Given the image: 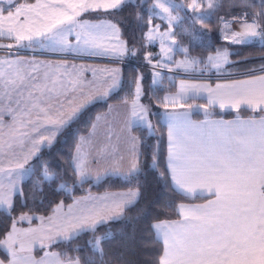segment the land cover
Here are the masks:
<instances>
[{
    "label": "snow or ice",
    "instance_id": "1",
    "mask_svg": "<svg viewBox=\"0 0 264 264\" xmlns=\"http://www.w3.org/2000/svg\"><path fill=\"white\" fill-rule=\"evenodd\" d=\"M147 0H47L36 3H19V0H8V7H0V38L7 37L16 41V47L29 49L46 48L53 58L66 60L70 56L80 57H123L126 53L136 56L144 47L141 40L146 36L149 44L155 41L159 25L148 27L144 33L145 25L143 5ZM192 0L188 5L193 16L188 18L194 23L207 26L211 23L210 17L216 13L224 12L218 17L221 32L231 44H247L251 38H264V2L254 5L252 0ZM258 7L252 13L249 8ZM125 8L133 9L130 17L113 21L109 17L120 15ZM155 8L162 13L161 20H166L169 31L160 35L161 41L172 39V45L165 47L162 44L164 59H171L167 53L174 48L184 53V59L174 61L177 69H183L185 79H181L179 91L176 96L157 100L165 109L171 107H184V101L189 92L199 93L211 89L205 85L186 83L190 73L204 64L205 68L215 69L218 73L235 69L231 84H217L216 89L227 91V102L239 108L247 105L252 111H264V74L256 75L251 68L241 69L244 61L232 62L227 50H216L215 56H209L205 61L202 58L191 56V47L179 44L178 37L182 33H175L172 28L182 20L180 15H172L169 7L162 0H153L148 9V23H153L157 14ZM183 8L177 4L172 11L179 13ZM198 9H200L198 11ZM226 9V11H225ZM103 10V16L88 17L90 13ZM114 10V11H109ZM5 12L7 13L5 15ZM231 17V19H229ZM187 18V17H185ZM97 20L99 23H92ZM233 24H238L239 31H229ZM143 34V35H140ZM75 36L76 43H70L68 37ZM204 35V34H201ZM113 37L122 39L123 43H111ZM198 37H193L196 39ZM28 41L26 45L23 41ZM11 49L12 44L0 45V48ZM19 52L9 53V56H19ZM151 63V54L145 57ZM160 64V61H157ZM0 65H7L10 71L0 72V173L8 178L7 187L0 183V208L6 207L8 213L16 210L14 196L22 197L21 208L28 206L31 199L33 205L51 206L55 196L65 188L64 184L57 187V182L64 179L68 170L78 176L81 182L90 179L87 168L82 163L79 151L81 143H77L78 154L68 163L64 175L60 166L44 161L41 166V175L33 182L29 193L25 194L18 186V182L25 172V165L29 157L33 162L42 159L41 153L46 147L51 152L59 135L63 134L80 116L89 104L104 101L119 86L120 80L115 73H110L105 83L109 86L100 94L94 95L86 90L79 75L70 72L65 66L64 74L44 72L41 76L36 69L43 67L56 68V65H44L33 61H20L18 59L0 60ZM229 65V68H225ZM25 66L33 69L25 71ZM157 65H153L155 68ZM169 71L172 68L169 67ZM264 73V64L259 69ZM156 83L158 72L153 73ZM242 76H254V79H241ZM75 77V78H74ZM143 76L135 80L132 116L146 130L147 138L132 137L130 153L132 160L126 179L137 181V188L142 175L155 171L158 166V145H151L154 134L150 120L148 105L141 103L143 95ZM92 87L95 85L93 83ZM87 91V94H86ZM128 97L124 103H127ZM209 99V103H214ZM225 100L220 101V107H225ZM8 116L10 123L5 124L4 118ZM100 117H96L92 127ZM168 120V148L169 169L173 181V188L187 198L194 194L196 189L207 190L215 199L207 204L185 208L180 206V215L183 223L168 225L153 223L146 231L154 232L156 240L163 239L164 251L158 261L150 257L144 264H264V118L258 123L251 121L244 128H233L222 125L210 132H203L200 126L178 123L175 114H167ZM132 121H129L131 125ZM7 129V132H5ZM84 138H81L83 140ZM31 144V150L25 156L23 163L18 159L22 152ZM7 159V167L4 160ZM151 164L145 167V162ZM19 169L20 171H14ZM31 167V165L29 166ZM107 174V173H106ZM113 175H121L118 171ZM100 177L97 176V179ZM51 181L50 183H48ZM202 194V193H201ZM140 192H129L123 196L113 197V203L93 204L85 206L75 215H57L55 219L48 217V225L44 239L49 244L71 241L87 231H92L94 239L89 240L85 249L87 257L78 256L69 258L64 264H106L103 245L114 239L109 230L104 235L95 237L98 226L106 221L102 209L108 208L122 213L124 208L138 201ZM154 205L160 208H170L168 203H161L160 198L153 200L142 209L145 218L156 215ZM63 204L56 205L61 209ZM55 211V210H54ZM71 213V206H69ZM100 217V219H97ZM119 214L108 217L110 221L120 220ZM34 217L21 215L20 220ZM42 220L44 218H41ZM13 231L7 233L4 240H0V248L6 249L12 257L9 264H29L28 257L17 254L14 245L17 243L16 221H12ZM73 229V231H68ZM36 231L29 229L27 232ZM27 232L24 235H27ZM65 233H67L65 235ZM147 243V241L145 242ZM85 249L77 248V252ZM29 249L20 243L19 251ZM0 264H3L0 261Z\"/></svg>",
    "mask_w": 264,
    "mask_h": 264
},
{
    "label": "trees",
    "instance_id": "2",
    "mask_svg": "<svg viewBox=\"0 0 264 264\" xmlns=\"http://www.w3.org/2000/svg\"><path fill=\"white\" fill-rule=\"evenodd\" d=\"M31 1V0H26ZM153 0H147V3L143 5L144 14V33L148 29L149 13L148 9ZM178 1V0H176ZM192 0H182L185 4H190ZM207 0H205L206 2ZM264 0H252L254 5H260ZM207 3L203 5L206 8ZM200 10V9H199ZM198 10V11H199ZM258 7L249 8L252 13L257 12ZM114 11V10H109ZM133 9L125 8V10L117 16L109 17L113 21L122 20L125 17H130V13ZM226 11V9H225ZM182 20L174 27L175 33H182L178 37V42L191 47V54L204 58L208 54L215 53L217 49L227 50L230 53V57L236 61H244L245 68L255 69L264 64V38L260 42H252L244 45L237 44L232 45L223 41L220 37L221 25L217 22L220 15H224V12L216 13L210 17L211 23L207 26H203L201 23H194L190 17L193 16L191 9H181L179 11ZM100 16L104 15V12L100 13ZM96 16V15H95ZM187 17V18H185ZM231 19V17H229ZM204 34V35H201ZM143 35V34H140ZM198 37L193 39V37ZM144 45L141 48V52L146 49L144 38L141 40ZM2 52V51H0ZM5 52V51H4ZM13 52V51H12ZM19 51H14V53ZM21 53V52H19ZM23 53V52H22ZM138 56V55H136ZM137 59V57H136ZM135 60V59H133ZM137 61V60H136ZM139 65L133 63L122 64V80L119 88L113 92L106 100L94 102L88 105L84 112L72 123V125L61 135H59L55 146L49 152L48 148H44L41 156L42 159L30 162V173L22 180L20 188L27 194L30 188L41 175V166L44 161H50L53 165H59L61 174L64 175L67 169L68 163L72 161L74 148L76 146L78 137L81 134L86 133L97 113L103 112L107 109L111 102L131 99V93L134 92L136 78L145 71ZM224 73H227L224 72ZM260 73V71H256ZM181 77L180 75L173 74L171 77H167L163 74L159 83L150 85L149 77H144L143 87L146 92L149 93L148 99L153 106V112L151 118L154 127V134L151 137V145H158L159 160L158 166L155 167V171H150L146 176L142 175L139 181L140 187L137 188V181L132 180L129 182L125 177L121 176H107L104 179L93 182L90 180L79 181L77 176L73 175L71 170L66 172L64 179L57 182V187L60 184H64L65 188L59 195L55 196L54 202L51 206H36L33 205L31 199L28 201V206L33 208V211L29 212L28 208H21L22 197L14 196L16 203V210L8 213L7 209H0V240H3L8 230L12 225V221L16 220L23 214L45 215L48 214L56 204L68 203L74 196L80 195L86 191H106V190H118V189H137L140 192V197L137 202L124 209L122 213V219L116 221H110L108 223L100 225L96 232L95 237L104 235L111 230L114 239L106 242L104 247V260L106 264H144L145 260L150 257L158 261L159 256L162 255L163 247L159 240H156L154 232L149 233L146 229L154 222L160 220H171L178 218L177 205L180 202H199L204 200L202 197H187L176 191L170 182L168 171L166 168V128L161 122V115L165 108L157 103V100L162 101V96L166 92H173L176 88V80ZM185 77V76H184ZM202 77L190 76V79H201ZM226 79L230 76L221 77H206L207 80L214 79ZM206 104L201 99H189L184 104L185 106L192 107L196 104ZM264 115L263 111H250L246 109L239 110H221L215 107H207L208 117H224L230 118L233 116H261ZM204 115L197 111H192V117L194 119H201ZM133 132L137 138H147V130L143 126L133 127ZM151 164V160L145 162V167ZM49 181L48 183H50ZM160 198L161 203H168L170 208H160L154 205V212L156 215L145 218L142 213V209L146 207L153 200ZM94 239L92 231H87L81 234L78 238H75L71 243L61 242L53 243L48 247L49 250L56 251L62 260L76 259L78 256L87 257L89 252L85 249V245L89 240ZM147 241V243H145ZM85 249L82 252H77V248ZM42 253L40 250H35L34 255L40 256ZM0 258L3 261L8 260V255L0 248ZM99 264V262H98Z\"/></svg>",
    "mask_w": 264,
    "mask_h": 264
},
{
    "label": "crops",
    "instance_id": "3",
    "mask_svg": "<svg viewBox=\"0 0 264 264\" xmlns=\"http://www.w3.org/2000/svg\"><path fill=\"white\" fill-rule=\"evenodd\" d=\"M36 3V0L26 1V0H19V3ZM41 2H47V0H41ZM8 5L4 8H7ZM100 12H93L88 15L86 18H91L96 16H100ZM7 13L5 12V15ZM92 23H99L97 20H92ZM1 39H8L7 37L1 38ZM70 43L75 44V36H69L68 37ZM24 43H28V41H23ZM124 41L120 38L113 37L111 43L117 44V43H123ZM24 49V48H23ZM1 54H4L8 57L0 58V60H4L6 58L9 59H18L20 61H33L34 63H43L44 65H56V68L52 69H60L65 68L67 66L68 70L70 72H75L79 75V79L83 82L84 87L86 90H91L94 95H100L111 83V81H108V84L105 83V80L108 79L110 73H115V76L117 79L122 80V64L126 63L128 61H131L133 58H127L125 56L123 57H112V56H106V57H88V56H80V57H72L70 56L66 60L61 59H55L53 58V54L49 53L46 48H40V49H27L26 50H17V49H9V48H0ZM5 51V52H4ZM13 51V52H12ZM14 51L21 52L19 56L12 55L9 56V53H14ZM23 52V53H22ZM136 61V60H135ZM49 67H43L36 69L39 73H42L44 70H46ZM260 67L255 68L256 71H259ZM25 71H32L33 69L28 68L25 66ZM235 70L232 72L227 73H217V74H205V73H199V74H192L196 75L198 77H202L201 79H186V83L191 84H199V85H205L207 88L211 89L212 92L209 93V91L204 90L199 93L195 92H189L184 103L188 101L189 99H204L206 104H196L192 107L185 106L184 107H176V108H167L162 112L161 115V122L166 128V168L168 171V175L170 178L171 185L173 187V181L171 178V171L168 167L169 165V148H168V120H167V114H175L178 117V123L180 124H192L200 126V129L203 132H210L213 131L215 128L222 126V125H231L233 128H244L247 126V124L251 121H256L257 123L264 118V115L261 116H248V117H242V116H233L230 118H224V117H208L205 116L207 113V107H215L219 108L221 110H239V109H246L251 110L247 105H241L239 108L233 107L229 102H227V91L225 89H216L217 84H231L234 83L235 80L232 78ZM264 73H256V75H260ZM221 77V76H230L231 78H224V79H214V80H207L206 77ZM75 78V77H74ZM241 79H254V76H242ZM181 79H185L184 77H179L176 80V88L173 92H166L163 94V98L165 96H168L169 98L176 96L179 91V85L181 82ZM95 85L93 88L92 85ZM119 84V86H120ZM119 86L113 91L115 92ZM112 92V93H113ZM111 93V94H112ZM87 94V91H86ZM209 99H212L215 101L214 103H209ZM133 97L129 100H127V103H124V100L111 102L107 109L103 112L97 113L94 117V120L96 117H100V120L96 123V127L93 128L92 124L89 128V130L81 134L78 137L77 143H81V148L79 151V155L81 157L82 163L85 164L87 168L88 175L90 176V181L97 182L102 179H104L107 176H121L125 177L128 173V170L130 168V162L132 160V156L130 153V149L132 147L130 140L132 137H136V135L133 132V127L135 126H142L138 121L135 120V118L132 116V104ZM225 100V107L222 109L220 107V101ZM192 111H197L202 113L204 116L201 119H194L192 117ZM262 111V110H258ZM264 112V111H263ZM129 121H132L131 125L129 124ZM93 123V122H92ZM81 138H84L81 140ZM77 143L74 148L73 157L78 154L77 152ZM31 150V144L28 145L27 148H25L22 152H19L18 159L20 162L23 163L25 156L29 154ZM22 153V154H20ZM72 157V158H73ZM32 158L29 157L28 164L25 165V168L28 169L27 172L24 173V175L21 177V179L18 182V186L20 187V184L22 180H24L30 173V162ZM15 169V167H14ZM14 171H20L19 169H15ZM118 171L121 175H113L112 173ZM107 173V174H106ZM97 176L100 178L97 179ZM78 180L80 178L77 176ZM86 181V180H85ZM137 189H118V190H106V191H86L80 195L74 196L68 203H62L63 207L61 209H56V205L61 204L58 203L54 206V208L45 215H34V214H23L25 216L34 217L31 222L28 219L20 220L21 215L15 220L16 221V231L19 233V241L22 242V236H20L21 232H27L29 229H35L33 232H28L30 240L33 238L32 241L34 242H40L41 237L37 239L34 235L38 232L37 230L40 228V226H44L45 230L47 228V225L49 223L48 217H55L57 215L63 216V215H75L77 214L80 209L84 208L85 206H92L93 204H102L107 203L109 206L113 203V197H119L123 196L125 194H128L129 192H136ZM179 192V190H176ZM180 193V192H179ZM202 193V194H201ZM188 197H202L204 200H201L199 202H180L177 205V211H178V218L171 219V220H160V221H154L153 223H164L168 225H176L178 223H183V218L180 215L179 208L181 205H183L185 208H191V207H198L204 204H207L209 200L215 199L213 195H211L207 190H201L196 189L194 194L189 195ZM133 204V203H132ZM130 204L129 206H131ZM69 206H71V213L69 212ZM127 206V207H129ZM125 207V208H127ZM124 208V209H125ZM55 210V211H54ZM103 211V218L106 221L105 223L110 222L108 220V217L111 215L119 214L122 216V213H118L116 210H109L108 208L102 209ZM124 211V210H123ZM41 218H44L43 220ZM97 219H100V217H97ZM104 223V224H105ZM152 223V224H153ZM99 227V226H98ZM12 225L10 227V230L8 232H11ZM68 231H73V229H68ZM7 232V233H8ZM42 235H45V231L41 233ZM67 233H65L66 235ZM155 234V233H154ZM159 241L162 244L163 251H164V244L163 239H159ZM43 246H47V248L40 249V244H29L26 246L29 250L20 252L19 251V243L17 242L14 247L17 249V254L22 257H28L29 258V264H64L65 261L60 258L59 254L56 251L49 250L48 247L52 244H49L46 239L43 240ZM7 255L8 260L3 261L0 258V261L3 262V264H9V261L12 259V257L8 254L6 249L1 248ZM40 250L41 255L35 256L34 251ZM162 251V254H163Z\"/></svg>",
    "mask_w": 264,
    "mask_h": 264
},
{
    "label": "rangeland",
    "instance_id": "4",
    "mask_svg": "<svg viewBox=\"0 0 264 264\" xmlns=\"http://www.w3.org/2000/svg\"><path fill=\"white\" fill-rule=\"evenodd\" d=\"M162 3H164L166 7H169L170 12H171L172 15H180V13L172 11L173 7L175 5H177V4H182L183 5V9L189 10V7H188L189 4L187 5V4L183 3L182 0H178V1H176V0H162ZM191 3H192V1H191ZM205 3H207V1ZM152 4H153V1L151 3L150 7L152 6ZM6 6L7 5L4 2H0V7H6ZM154 12L157 15L153 17V23L151 25H149L148 27H155V25H159L160 26L158 31H157V33H156V37L157 38L155 39V41L153 43L149 44L148 41H147V38L145 36L144 37V42H145V45H146L145 51L143 50L141 52V49H140L139 53H138V56H132L130 53H126L124 55L128 59L129 58H133L135 60H138V64L141 63V64L147 66V68H144L146 70L143 73H141L139 76L142 75L143 78L148 76L150 85H154V84L159 83V81H160L161 77L163 76V74L165 76H167V77H171L173 74L186 75L184 73L183 69L182 68L181 69H177L176 65L174 63V61H181V60L184 59V53L183 52H181L179 50H176L174 48V50L172 52L167 53V55L169 57H171V59H164L165 53L162 52V44L165 47H167L168 45H172L173 41H172V39H166L164 41H161L160 35L169 31V25H168V22L166 20H161L160 19V16L161 15H165V14L162 13L159 8H155ZM239 30L240 29H239L238 24H233L231 29H229V31H239ZM147 31H148V29L146 30L145 33H147ZM172 31L174 32V28H172ZM219 34H220V37H221V39L223 41H226L227 43H229V40L224 38V34L221 32V30H220ZM261 40H262L261 37L251 38V39L248 40L247 43L260 42ZM8 44H12L13 45V47H12L13 49H17V50L21 49V50H26V51L28 49V48H25V47H22V46L17 48L15 46L16 45V41L14 39H1L0 38V45H8ZM22 44L26 45L27 43L22 42ZM179 44L184 46V47H187V45H185V44H181V43H179ZM229 44H231V43H229ZM232 45H237V44H232ZM4 48H7V47H4ZM149 53L151 54V61H152L151 63H148L147 60L145 59V57L148 56ZM215 55H216V52L208 54L207 56H205L202 59L206 61L209 56H215ZM191 56L195 57V58H201L200 56H196L195 54L194 55L191 54ZM3 57H8V56L0 53V58H3ZM136 57H137V59H136ZM229 59H230V61L235 62V60L232 59L230 56H229ZM157 61H160V64H157ZM153 65H157V66L154 68ZM169 67L172 68V71H169ZM245 67H246L245 64L241 65V68H245ZM225 68L226 69L229 68V65H225ZM233 70H235V69H231V71H227V72H232ZM7 71H10V69L8 68L7 65H0V72H7ZM64 71H65V68L52 69V68L49 67L46 70H44L42 73H40V75L42 76L44 72H49V73L55 72L57 75H62V74H64ZM154 72H158L159 73V77L155 78L156 79V83H153V80H154L153 73ZM199 73L217 74L218 72L215 69L205 68L204 64H201L195 69V71L190 73V76H192V74H199ZM142 87H143V85H142ZM134 91H135V87H134ZM148 96H149V93L146 92V90L143 87V95L141 97V101L140 102L145 104V105H148L149 109H150V113H152L153 112V106L151 105V102L149 101ZM162 100H163V97H162ZM202 100L204 101V99H202ZM149 118L151 120L152 129H153V133H154V127H153V122H152L151 115H150ZM4 121H5V124H8V123L11 122L10 118L8 116H5ZM5 132H7V129H5ZM20 154H22V153H20ZM4 167L5 168L7 167V159L4 160ZM0 183H2L5 187H7L8 178H7V176L4 173H0ZM0 209H6V207L0 208ZM44 228L45 227L43 225L40 226V228L37 230L38 232L34 235L37 239H39L41 237V241L40 242L32 241L33 238L30 240L29 234L27 232V235H24L23 238H22V243H24L25 246H28L29 244L35 243V244H40V249L47 248V246H43V243H42L43 240H44V236L45 235H42L41 233L44 232V230H45ZM24 233L25 232H21L20 236H22ZM6 237H7V234L4 237V239H6ZM17 242L20 245L19 235L17 236ZM63 261H66V260H63Z\"/></svg>",
    "mask_w": 264,
    "mask_h": 264
},
{
    "label": "water",
    "instance_id": "5",
    "mask_svg": "<svg viewBox=\"0 0 264 264\" xmlns=\"http://www.w3.org/2000/svg\"><path fill=\"white\" fill-rule=\"evenodd\" d=\"M0 2H4L5 4L8 5V0H0Z\"/></svg>",
    "mask_w": 264,
    "mask_h": 264
}]
</instances>
